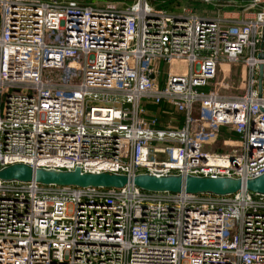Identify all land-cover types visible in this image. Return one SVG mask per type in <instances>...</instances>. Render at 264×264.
<instances>
[{"label":"built area","instance_id":"2783aa9c","mask_svg":"<svg viewBox=\"0 0 264 264\" xmlns=\"http://www.w3.org/2000/svg\"><path fill=\"white\" fill-rule=\"evenodd\" d=\"M260 54L264 6L224 21L139 1L0 0V170L259 177ZM223 65H243V94L207 88ZM183 263L264 264V196L0 180V264Z\"/></svg>","mask_w":264,"mask_h":264},{"label":"water","instance_id":"95a60500","mask_svg":"<svg viewBox=\"0 0 264 264\" xmlns=\"http://www.w3.org/2000/svg\"><path fill=\"white\" fill-rule=\"evenodd\" d=\"M264 58L263 54L258 56ZM263 65L258 72V97L262 93ZM0 180L6 182L34 181L44 186L122 189L133 185L149 193L179 194L185 192L191 195L229 196L241 190L264 196V174L242 181L240 179L194 176H164L141 174L133 178L109 173H83L80 169L74 171H56L33 169L24 164H16L0 170Z\"/></svg>","mask_w":264,"mask_h":264},{"label":"rangeland","instance_id":"374dc122","mask_svg":"<svg viewBox=\"0 0 264 264\" xmlns=\"http://www.w3.org/2000/svg\"><path fill=\"white\" fill-rule=\"evenodd\" d=\"M70 1V0H64ZM81 3V5H90L100 8L107 6H114L116 9H124L134 5L136 2H146L154 10H162L168 13H180L183 9L195 12L197 15H202L204 9V3L202 0H73ZM186 65L174 64L173 70L180 72L185 70ZM160 80L165 79L166 67L164 64L160 67ZM246 82V71L243 65L238 67L234 66H220L217 70L216 77L210 86L207 88L210 90H217L220 93L229 95H241L244 92V86ZM208 89H205L207 91ZM154 112L157 109H152ZM233 136V135H231ZM226 149L224 152H227ZM184 264V263H183Z\"/></svg>","mask_w":264,"mask_h":264},{"label":"crops","instance_id":"0c3cea01","mask_svg":"<svg viewBox=\"0 0 264 264\" xmlns=\"http://www.w3.org/2000/svg\"><path fill=\"white\" fill-rule=\"evenodd\" d=\"M263 6L264 4L252 5V0H209L202 6L203 14L199 16L224 21H246L253 18Z\"/></svg>","mask_w":264,"mask_h":264}]
</instances>
